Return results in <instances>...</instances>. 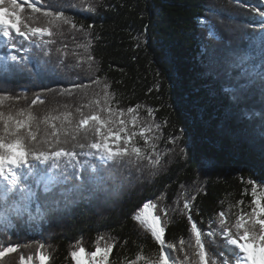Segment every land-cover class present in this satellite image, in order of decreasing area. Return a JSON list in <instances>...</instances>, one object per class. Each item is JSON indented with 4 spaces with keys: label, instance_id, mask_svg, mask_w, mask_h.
Returning <instances> with one entry per match:
<instances>
[{
    "label": "trees",
    "instance_id": "16d2710c",
    "mask_svg": "<svg viewBox=\"0 0 264 264\" xmlns=\"http://www.w3.org/2000/svg\"><path fill=\"white\" fill-rule=\"evenodd\" d=\"M52 2L63 7L77 24L76 30L66 28L64 36L55 37L54 55L56 47L66 44L67 63H78L72 53L83 54L78 45L91 40V72L85 65L58 74L18 78L5 73L0 64V79L7 89L0 95L19 94L27 88V100L19 101L20 105L27 104L41 115L54 108L63 111L64 103L72 105L73 101L44 93V86L58 88L73 80L87 83V77L98 74L114 92V108L140 105L142 118L148 107L154 110L152 119L161 128L152 134L159 139L155 150L145 151L153 157L160 153L162 159L156 166L144 159L125 168L121 177L125 188L120 195L81 200L0 237L3 244L20 245L17 253L0 259V264H19L21 255L35 257L41 243L51 257L50 264H74L70 252L76 245L92 251L100 235L114 242L110 261L129 264L136 255H152L159 247L150 232L132 218L145 203L157 205L149 211L162 217L166 242L188 238L184 200L176 202L182 193L195 196L191 215L205 230L207 220L230 205L234 206L232 212L241 207L249 210L253 185L248 181H257L258 191L264 189L261 117L257 115L253 121L247 116L240 120L230 116L221 81L202 78L200 70L205 49L224 56L242 44L247 34L257 31L254 25L260 18L253 8L259 7L258 0H84L82 7V0ZM89 4L95 6L94 12L88 10ZM43 59L39 53L33 56L34 61ZM90 87L99 91L96 85ZM34 93H41L45 103L31 105ZM260 100L254 101L253 112H260ZM50 124H41L38 136H43ZM172 137L178 139L172 142ZM138 146H144L143 140Z\"/></svg>",
    "mask_w": 264,
    "mask_h": 264
},
{
    "label": "snow or ice",
    "instance_id": "6c2138e0",
    "mask_svg": "<svg viewBox=\"0 0 264 264\" xmlns=\"http://www.w3.org/2000/svg\"><path fill=\"white\" fill-rule=\"evenodd\" d=\"M258 3L259 7L253 8L260 18L254 25L257 31L247 34L242 44L224 56L205 49L200 75L221 81V94L227 100L230 116L237 120L247 116L254 121L259 115L264 132V0ZM88 10L94 12L96 8L89 4ZM66 28L76 30L77 24L52 0H0V64L4 72L18 78L41 77L85 65L91 72V40L78 45L83 54L72 53L78 63H67L66 44L56 47L54 55L55 37L64 36ZM80 30L85 31L83 25ZM37 53L44 57L42 61L33 60ZM87 80H73L58 88L44 86V93L70 98L73 104L65 102L63 111L54 108L43 115L27 104H19L27 100V88L19 94L0 95V237L19 231L27 221L56 214L81 200L122 194L123 170L134 163L147 159L153 166L159 165L160 153L153 157L145 151L155 150L159 139L152 134L161 128L152 119L154 110L148 107L147 116L142 118L140 105L114 108L115 95L107 79L101 80L97 74ZM91 85L98 86L99 91ZM0 91H7L2 79ZM258 97L260 112L256 113L252 109ZM30 103L45 101L41 93H34ZM41 124H50V128L38 136ZM177 139L172 137V142ZM139 140H143V147L138 146ZM179 151L185 153L183 147ZM248 183L253 185L249 210L241 207L232 212L234 206L230 205L227 211L207 220L206 230L191 215L195 196L179 194L176 202L184 200L182 214H187L190 235L178 243L166 242L162 217L149 211L157 205L143 204L132 218L150 232L159 247L152 255H136L129 264H264V189L258 191L257 181L252 179ZM164 212L166 218L167 210ZM19 247L3 244L0 259L17 253ZM44 247L39 244L35 257L21 255L19 264H50L51 257L44 253ZM113 248L114 242L100 235L94 250L77 244L70 257L74 264H113L109 259Z\"/></svg>",
    "mask_w": 264,
    "mask_h": 264
}]
</instances>
